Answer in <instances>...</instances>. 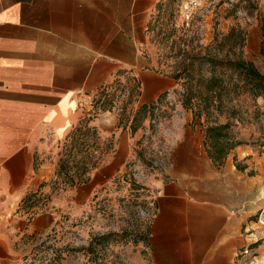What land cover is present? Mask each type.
Returning a JSON list of instances; mask_svg holds the SVG:
<instances>
[{
    "label": "crops",
    "instance_id": "crops-1",
    "mask_svg": "<svg viewBox=\"0 0 264 264\" xmlns=\"http://www.w3.org/2000/svg\"><path fill=\"white\" fill-rule=\"evenodd\" d=\"M161 1L0 0V264H19L25 248L56 223L51 211L31 215L21 207L49 177L45 150L68 137L123 62L145 65L139 44ZM252 62L264 75V66ZM175 87L168 76L147 74L139 102L154 104ZM195 124L186 127L181 152H174V181L162 193L151 252L158 264H234L240 220L234 211L241 200L235 204L224 184L228 158L215 167ZM258 162L264 181V149ZM116 173L111 164L101 167L71 190L72 202L85 204Z\"/></svg>",
    "mask_w": 264,
    "mask_h": 264
},
{
    "label": "rangeland",
    "instance_id": "rangeland-1",
    "mask_svg": "<svg viewBox=\"0 0 264 264\" xmlns=\"http://www.w3.org/2000/svg\"><path fill=\"white\" fill-rule=\"evenodd\" d=\"M185 1H161L139 44V57L145 65L123 62L120 75L91 98L78 123L93 127L90 123L94 121L103 140H114L115 150L103 166L117 167L115 177L85 204L73 203L71 189L57 173L71 141L65 137L49 142L42 160L49 177L21 207L31 215L51 211L56 223L32 242L34 247L25 248L19 264H158L151 252V238L162 195L174 181L170 172L174 152H181L186 127L196 123L204 133L209 155L206 128L225 124L231 108L238 115L230 121L229 134L240 145L226 157L230 166L224 184L233 190L235 204L241 200L234 211V217L240 219L235 222L239 250L234 264H264V181L258 178V160L264 149V98L253 96L248 88L232 87L225 97V113H217L215 99L208 115L206 106L184 103L188 80L181 79L182 74L209 80L215 73L210 63L194 62L188 73L184 65L190 58L215 57V38H222L237 25L247 30V37L244 48L236 46L229 58L264 66V0H206L189 21L183 15ZM147 74L168 76L176 87L154 104L141 105ZM194 89L208 94L202 88ZM244 148L249 152H243ZM209 158L217 169L226 164V159L219 165ZM214 188H218L216 182ZM87 248H98L100 255L91 257Z\"/></svg>",
    "mask_w": 264,
    "mask_h": 264
},
{
    "label": "trees",
    "instance_id": "trees-1",
    "mask_svg": "<svg viewBox=\"0 0 264 264\" xmlns=\"http://www.w3.org/2000/svg\"><path fill=\"white\" fill-rule=\"evenodd\" d=\"M246 37L247 30L245 28L239 25L233 26L228 34L222 38L218 36L215 38L212 48L216 56L211 60H207V57L190 58L189 62L184 65L185 72L188 73L194 62H208L215 68V73L209 80L181 74V79L188 80L184 103H195L199 107L204 105L207 107L208 115H210V108L216 99L218 101L217 113L222 116L225 113L223 108L227 109L225 97L228 96L232 87L236 89L248 88L253 96L264 98V75L257 69L256 65L244 58H229L236 46L241 49L244 48ZM218 71H220L219 75L216 74ZM233 75L238 78L234 79ZM194 87L202 88L208 94H204ZM228 115L229 118L225 124L207 126L206 128V145L209 156L219 165H223L228 154L240 145V142L231 139L229 134V129L232 126L230 121L237 119L236 109L231 108ZM88 124L80 123L68 135L67 140H70L71 143L66 149L67 159H61L59 162L57 173L63 177L64 184L68 185L71 190L86 184L92 172L100 169L107 157L115 150L114 140H103L98 129L90 127ZM143 241L146 242V239ZM86 252L91 257L100 255L98 248H87Z\"/></svg>",
    "mask_w": 264,
    "mask_h": 264
},
{
    "label": "built area",
    "instance_id": "built-area-1",
    "mask_svg": "<svg viewBox=\"0 0 264 264\" xmlns=\"http://www.w3.org/2000/svg\"><path fill=\"white\" fill-rule=\"evenodd\" d=\"M206 0H186L183 4V15L187 21H189L196 11H199ZM159 107L154 109V114L159 111ZM154 122V120H153Z\"/></svg>",
    "mask_w": 264,
    "mask_h": 264
}]
</instances>
